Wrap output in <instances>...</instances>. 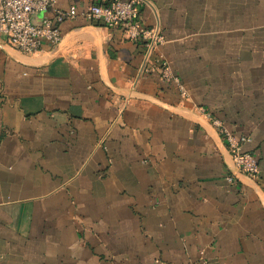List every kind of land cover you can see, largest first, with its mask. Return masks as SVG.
<instances>
[{"label": "crops", "instance_id": "obj_1", "mask_svg": "<svg viewBox=\"0 0 264 264\" xmlns=\"http://www.w3.org/2000/svg\"><path fill=\"white\" fill-rule=\"evenodd\" d=\"M140 2L150 52L82 17L32 55L0 35V264H264V0Z\"/></svg>", "mask_w": 264, "mask_h": 264}, {"label": "built area", "instance_id": "obj_2", "mask_svg": "<svg viewBox=\"0 0 264 264\" xmlns=\"http://www.w3.org/2000/svg\"><path fill=\"white\" fill-rule=\"evenodd\" d=\"M56 0H0V35L16 51L32 55L41 51V42L57 45L62 37L61 25L78 17L93 25L107 29L118 28L126 40H141L146 51L150 52L163 44V38L157 29L145 28L140 21V0H114L107 5L94 4L77 12L74 9L62 11L56 7ZM40 16V17H39ZM165 70V62H161ZM145 73L153 71L150 65ZM164 72V71H163ZM162 72V78L168 79ZM212 125L218 130L233 165L237 171L249 178L259 174L257 159L251 153L244 152L242 146L250 142L243 136L230 133L220 121L213 120ZM232 183V178L227 177Z\"/></svg>", "mask_w": 264, "mask_h": 264}]
</instances>
